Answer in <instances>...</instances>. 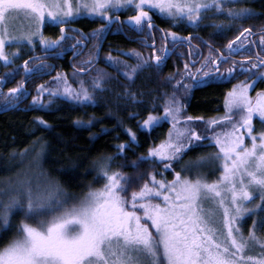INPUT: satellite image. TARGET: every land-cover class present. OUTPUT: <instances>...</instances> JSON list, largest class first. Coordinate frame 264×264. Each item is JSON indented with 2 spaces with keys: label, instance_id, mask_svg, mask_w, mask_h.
Returning a JSON list of instances; mask_svg holds the SVG:
<instances>
[{
  "label": "snow or ice",
  "instance_id": "obj_1",
  "mask_svg": "<svg viewBox=\"0 0 264 264\" xmlns=\"http://www.w3.org/2000/svg\"><path fill=\"white\" fill-rule=\"evenodd\" d=\"M129 9L135 14L120 23H128L138 32L147 26L152 44L145 42L144 46L152 48L148 60L158 70L171 50L167 46L156 48L153 14L174 27L184 24L199 28L203 23L217 35L231 30L237 22L260 15L245 0H0V62L13 63L22 47L27 45L34 51L37 42L43 52L58 57L65 51L67 40L74 39L70 47L82 50L89 40L95 39V56L90 55L83 62L91 65L99 56L100 44L111 25L119 20L111 13ZM97 17L105 23L90 33L66 27L81 18ZM46 25H59V35L46 37ZM160 31L166 44L190 43V37H180L171 30ZM259 31L258 45L248 40L257 33L251 27L242 28L234 40L218 50L221 55L216 59L205 57L199 66L195 60L186 61L173 86L190 95L209 82L245 75L244 80L224 93L222 115H186V104L176 91L165 93L162 105L153 103L152 110L138 122V130L148 134L168 124L163 139L128 165L126 150L132 144L139 146V141L137 131L126 128L129 140L117 144L115 153L98 155L84 170V175L92 173L86 191L70 193L58 178L42 169L0 180V264H264V238L258 235V230L264 229V216H260L264 213V130L257 131L254 125V118L258 117L264 126V88L255 96L250 94L258 83L264 84V27ZM14 45L15 50L9 54L6 49ZM254 46L260 49L255 60L246 56L247 66L241 61L238 72L235 61L232 67L221 71L220 65L233 54L250 53ZM122 55H134L137 63L130 65L110 54L107 60L118 72L117 65L123 64L122 75L129 83L135 82L144 67L151 66L138 51ZM192 55L190 46L189 56ZM31 59L40 58L24 61L25 78L51 67H29ZM14 74L12 71L0 77V86ZM53 83L57 86H37L33 105L44 108L57 97L80 104L95 103L93 93L106 90L104 74L99 71L92 91L84 81L73 89L59 72ZM24 94L23 83L9 88L5 108L18 103ZM45 94L50 97L47 101L42 99ZM121 98L143 103L129 88L124 89L123 97H117ZM159 107L162 111L157 112ZM137 115L130 114L132 118ZM34 123V130L50 127L41 116H36ZM76 123L91 126L93 121ZM47 149L43 137H37L20 155L35 151L34 159L39 161ZM117 157L122 160L118 165ZM147 161L162 168L134 174L123 171L127 166L139 169ZM82 163L80 160L60 171L74 179L80 174L77 169ZM168 172L172 175L170 180L165 176ZM249 217L259 218L252 219L245 234L243 224Z\"/></svg>",
  "mask_w": 264,
  "mask_h": 264
},
{
  "label": "trees",
  "instance_id": "obj_2",
  "mask_svg": "<svg viewBox=\"0 0 264 264\" xmlns=\"http://www.w3.org/2000/svg\"><path fill=\"white\" fill-rule=\"evenodd\" d=\"M245 2L255 13L260 14L261 10L264 9V0H245ZM258 19L259 15L240 22L242 25L250 23L255 25ZM235 25L237 24H234L232 28ZM73 26H76L84 33H90L92 30L97 29V22L81 18L74 22ZM201 27H204L203 23ZM229 33L230 30L225 31L226 35ZM44 34L46 37L50 36V38L58 36L53 27H46ZM214 35V29H210L209 32L206 30L205 37L213 38ZM110 41H113L116 48L115 54L111 55L112 57L119 61H126L130 65L137 63L134 55H122V53L132 52V49L128 48L131 46L126 44V41L121 36L112 39L107 38V46L113 45ZM96 43V40L92 41L91 46L93 47H90L84 54L82 63L90 55L95 56ZM106 44H104L100 53L98 64L86 75L71 72L66 61L55 63L52 65L55 69L50 76L43 78L42 81L35 83L30 88V99L26 102V106L18 110L14 108L0 114V180L7 177L14 178L17 173L26 171L34 173L42 169L58 178L70 193L80 194L86 191V185L92 180V173L84 175V170L89 167L90 162L98 155L115 153L117 151L115 147L117 144L128 141L129 137L125 131L126 128L130 127L133 131H137L139 141V146L132 144L130 150H126V163L128 165L137 156L146 153L150 145L158 143L163 139L169 127L168 124L165 123L162 127H157L151 134H148L145 130H138V122L142 121L148 112L152 110L151 105L153 103L162 105L165 93L171 94L176 91V95L186 104V115L209 118L223 114L224 93L232 87V83L229 84L220 80L209 82L207 86L196 88L188 95L183 88L179 90L174 89L173 86L177 79L172 69L160 68L158 70L149 62L147 54L142 55L151 66L144 67L137 75L135 82L129 83L122 75L124 71L123 64L117 65L120 68L119 72L115 67L110 66L107 60L109 55L106 51ZM38 49L39 45L36 46L35 50L38 51ZM54 51H59V49H55ZM89 67L90 65L88 64L83 66L85 69ZM48 70H50V67ZM98 71L104 74L106 90L95 91L93 93L95 103L80 104L66 98L57 97L53 98L50 105L44 108L32 104V97L38 94V85L57 86L53 83V78L56 77L58 72L67 77L68 84L73 89H78L80 82L84 81L85 86L92 91V82L97 76ZM168 77H174V79L169 80ZM187 82L185 81V83ZM125 88H129L130 91L137 93V100H141L143 103L135 104L131 100L123 98L118 100V96L123 97ZM260 88H264V84L258 83L254 93ZM42 99L47 101L50 97L45 94ZM160 111H162V107L157 109V112ZM133 112L139 113V115L132 118L130 114ZM36 116H41L47 120L50 127L45 128L40 126L38 130H34L36 129V124L34 123ZM78 120L85 122L92 120L93 124L91 126L78 124L76 123ZM254 125L257 131L264 130V126L260 124L258 118H254ZM93 133L96 135L93 136ZM37 137H43V140L47 142L48 149L46 154L39 161L34 159L36 155L35 151L21 156V150L30 148ZM204 151H213V149H205ZM12 153H15V156ZM189 155L192 154L190 153ZM80 160L83 161L77 169V172L80 174L76 175L74 179H70L60 171L61 169L70 168ZM121 162V158L117 157L116 164L118 165ZM161 168L162 165H154L152 161H147L139 169L127 166L123 171L128 174H134L136 171L146 173ZM177 170H179L178 167ZM165 176L169 180L172 179L170 172L165 173ZM158 178L160 177L158 176ZM94 186L98 187L99 185ZM253 218L259 217H249L243 224L245 234L251 226ZM258 235L264 238V229H259Z\"/></svg>",
  "mask_w": 264,
  "mask_h": 264
},
{
  "label": "flooded vegetation",
  "instance_id": "obj_3",
  "mask_svg": "<svg viewBox=\"0 0 264 264\" xmlns=\"http://www.w3.org/2000/svg\"><path fill=\"white\" fill-rule=\"evenodd\" d=\"M135 12L132 9H129L127 11H118L113 12L111 15L113 17L118 16L119 20L116 21L111 25V29L106 35L105 39L101 42L99 47V58L100 59V53L103 49L104 44H106V39H112L117 36H121L124 41H126V44H129L131 47H128L129 49H132V52H140L142 54H147L150 56L152 53L151 47H145L144 44L147 42V44H152V36L147 35V26L145 25V31L138 32L134 30L132 27L129 26L128 23H124L121 25V21H127V18L131 15H134ZM97 22V28H99L105 21L103 19H94ZM153 22L156 25V29L154 30V36H155V46L156 48H162L167 46L171 51L170 55L168 56L166 63L161 66L162 69H173L175 71L176 79L180 78V73L183 72L184 64L186 61L195 60L197 61V66H199V61L204 60L205 57H209L210 59H216L221 55V52L218 51L220 49H224L225 45H227L229 40H234V37L238 35V30L242 28H248L251 27L253 31L257 33L256 36H249L248 40H254L256 41V44H259V35H260V29L264 27V9L261 10V13L259 15V19L255 22L257 24L252 25L246 24L242 25L241 22H237L231 30L229 34H223V35H217L215 34L212 37H205L206 36V30H209L213 28L209 27H199L195 28L192 26H186L184 24H180L179 26H172L170 21L163 20L159 15L153 14ZM46 27H53L55 29V33L59 35V25L57 26H50L46 25L43 28V31ZM68 28H77L76 26H73V24L67 25ZM120 28V31H117V29ZM78 29V28H77ZM160 29H164L165 32L168 30H171L173 32H176L178 36L180 37H190V43L188 41L184 43H177L173 45L170 41L167 42L163 39V34L161 33ZM70 35L76 36L77 33H70ZM50 38V36H48ZM56 37V36H54ZM95 39L89 40L86 45L81 50L79 47L77 48H71L70 45L75 43V40H67L65 41V51L60 56H53L48 53L43 52L40 47L38 51L30 50L28 46H24L20 49V54L18 58L14 59L13 63L4 65L3 62H0V77H5L7 73L14 71L15 74L10 78L7 79L2 86H0V114L3 112H8L10 110H13L16 108L17 110L21 107L26 106V102L30 99V88L33 87V85L37 82H40L45 77H49L52 71H54L55 67L52 66L55 63H63L66 61L67 66L69 67L71 72L79 74L81 67L85 66L86 63H82V57L84 54L88 51V49L92 44V41ZM113 44V41H110ZM191 51L193 55L189 56V51ZM15 45L13 47H10L6 49V51L11 54L15 50ZM127 47V46H126ZM247 47V44L245 45ZM96 51V50H95ZM94 51V55H95ZM106 51L109 55H114L116 52L115 45L107 46L106 44ZM260 51L259 47H252L250 53H244V54H233L227 62L222 63L220 65L221 71H226L227 68L233 66V61L237 64V72L239 71V63L241 61H245V57L247 56L249 59L255 60L256 59V53ZM74 52H79V55H73ZM183 55H180V54ZM225 56L228 55V53L225 51L223 53ZM32 57H39L40 59H31L29 67L33 66H39L40 64L50 65V70H48L49 67H46L43 71L39 72H33L30 76L25 78L23 63L25 60H29ZM261 58H264V52H261ZM97 58L93 61V63L90 65V68L94 66L96 63ZM86 61V60H85ZM97 62V64H98ZM96 64V65H97ZM95 65V66H96ZM168 65H170L168 67ZM245 65L246 61H245ZM94 66V67H95ZM245 75H237L235 79H231L230 81H225V83L229 84H235L238 83L240 80H244ZM23 83L25 94L21 97L18 103H10L7 108H5V101L6 96L5 94L8 92L9 88L16 87L17 84ZM208 85V84H207ZM255 88L250 90V94L254 93ZM258 118V117H257Z\"/></svg>",
  "mask_w": 264,
  "mask_h": 264
},
{
  "label": "rangeland",
  "instance_id": "obj_4",
  "mask_svg": "<svg viewBox=\"0 0 264 264\" xmlns=\"http://www.w3.org/2000/svg\"><path fill=\"white\" fill-rule=\"evenodd\" d=\"M87 19H90V20H94V19H101V18H87ZM163 19V18H162ZM163 20H165V19H163ZM58 26V25H57ZM37 45H39L38 44V42H37ZM25 46H27V45H25ZM25 48V47H24ZM129 56H131V55H129ZM149 57V56H148ZM149 62L151 63V64H153V61H151V60H149ZM154 65V64H153ZM155 66V65H154ZM94 68V66H92V68H90V71L92 70ZM172 71L175 73V71L172 69ZM81 72V71H80ZM88 73V72H87ZM255 94H256V92L255 93H253V96H255ZM30 161H31V159H30ZM24 167V166H23ZM219 173H217L216 175H218ZM258 202V198H257V200L256 201H253V204H255V203H257ZM260 216H264V213H260ZM261 238H263V236H260Z\"/></svg>",
  "mask_w": 264,
  "mask_h": 264
},
{
  "label": "water",
  "instance_id": "obj_5",
  "mask_svg": "<svg viewBox=\"0 0 264 264\" xmlns=\"http://www.w3.org/2000/svg\"><path fill=\"white\" fill-rule=\"evenodd\" d=\"M98 58H99V57H97V60H96V63L94 64V66L97 64V62H98ZM153 64H154V62H153ZM89 71H90V69H87V70L84 71V72H79V74H80V75H86L87 72H89Z\"/></svg>",
  "mask_w": 264,
  "mask_h": 264
}]
</instances>
